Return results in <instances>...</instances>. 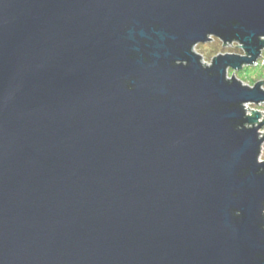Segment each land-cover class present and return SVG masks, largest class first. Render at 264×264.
<instances>
[{"label": "water", "instance_id": "1", "mask_svg": "<svg viewBox=\"0 0 264 264\" xmlns=\"http://www.w3.org/2000/svg\"><path fill=\"white\" fill-rule=\"evenodd\" d=\"M263 48L264 0H0V264H264Z\"/></svg>", "mask_w": 264, "mask_h": 264}, {"label": "rangeland", "instance_id": "2", "mask_svg": "<svg viewBox=\"0 0 264 264\" xmlns=\"http://www.w3.org/2000/svg\"><path fill=\"white\" fill-rule=\"evenodd\" d=\"M224 43L220 41L217 37H213L209 41L205 43H197L194 45V52L199 53L202 56V63L203 64H209L211 62V59L216 56L218 53H227V52H233V53H241L238 51L239 43H227L223 45ZM242 51V50H241ZM243 53V52H242ZM244 67V66H243ZM241 68L239 70H233L231 68H228L227 74L229 77H231L234 73V76L242 81L244 84L253 85L256 81H261V79L264 81V66L263 65H250L249 68L244 69ZM263 83V82H262ZM264 88V83H263ZM247 113L250 114L253 110H257L260 113V120H263L264 118V102L259 104L254 103H247ZM248 107L251 109L249 110ZM249 111V112H248ZM261 128V133L264 132V125ZM261 154L259 159L264 160V143L261 146Z\"/></svg>", "mask_w": 264, "mask_h": 264}, {"label": "built area", "instance_id": "3", "mask_svg": "<svg viewBox=\"0 0 264 264\" xmlns=\"http://www.w3.org/2000/svg\"><path fill=\"white\" fill-rule=\"evenodd\" d=\"M232 43H234V42H232ZM254 65H260V66L263 65L264 66V55L263 54H261L260 57L255 61ZM245 106H246V104H245ZM246 110H247V106H246Z\"/></svg>", "mask_w": 264, "mask_h": 264}, {"label": "trees", "instance_id": "4", "mask_svg": "<svg viewBox=\"0 0 264 264\" xmlns=\"http://www.w3.org/2000/svg\"><path fill=\"white\" fill-rule=\"evenodd\" d=\"M238 51L241 52V53L243 52V51H241L240 48H238ZM261 51H262V54L264 55V48H263ZM243 68H244V69H247V68H249V66H246V65H245Z\"/></svg>", "mask_w": 264, "mask_h": 264}]
</instances>
